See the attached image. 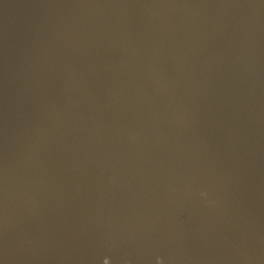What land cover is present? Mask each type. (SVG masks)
Returning <instances> with one entry per match:
<instances>
[{
	"label": "water",
	"instance_id": "obj_1",
	"mask_svg": "<svg viewBox=\"0 0 264 264\" xmlns=\"http://www.w3.org/2000/svg\"><path fill=\"white\" fill-rule=\"evenodd\" d=\"M0 264H264V0H0Z\"/></svg>",
	"mask_w": 264,
	"mask_h": 264
}]
</instances>
